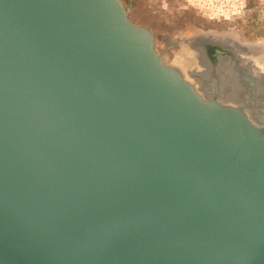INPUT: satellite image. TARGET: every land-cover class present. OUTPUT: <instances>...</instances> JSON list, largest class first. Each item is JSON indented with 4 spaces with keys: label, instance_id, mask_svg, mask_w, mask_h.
Wrapping results in <instances>:
<instances>
[{
    "label": "water",
    "instance_id": "1",
    "mask_svg": "<svg viewBox=\"0 0 264 264\" xmlns=\"http://www.w3.org/2000/svg\"><path fill=\"white\" fill-rule=\"evenodd\" d=\"M130 11L0 0V264H264V77Z\"/></svg>",
    "mask_w": 264,
    "mask_h": 264
},
{
    "label": "rangeland",
    "instance_id": "2",
    "mask_svg": "<svg viewBox=\"0 0 264 264\" xmlns=\"http://www.w3.org/2000/svg\"><path fill=\"white\" fill-rule=\"evenodd\" d=\"M120 1L125 7L134 4L130 20L154 34L156 52L167 65L174 66L178 55L195 50V45H178L181 37L190 39L200 33L264 47V0Z\"/></svg>",
    "mask_w": 264,
    "mask_h": 264
},
{
    "label": "bare ground",
    "instance_id": "3",
    "mask_svg": "<svg viewBox=\"0 0 264 264\" xmlns=\"http://www.w3.org/2000/svg\"><path fill=\"white\" fill-rule=\"evenodd\" d=\"M182 38V37H181ZM189 39V38H188ZM204 40V41H210V42H216L220 43L223 47L233 50L235 53H237V56L239 57L240 61L244 66H246L249 71L252 72H260V77H264V55L256 54V47H251L247 45H241L235 41H232L229 39H224L217 37L214 34L210 33H200L194 36V38H190V43H193L194 45L196 41ZM264 43V42H263ZM193 49V48H192ZM173 65L178 67L184 74L190 73L191 71H197L205 72L206 68L202 64L200 55L194 51L193 53L189 52V55L187 56V53H183L180 56L178 55V58H175V61H173ZM223 83V84H222ZM226 79L224 78V73L221 70V95L226 93L225 88ZM198 84V83H197ZM207 90H209L208 87H206ZM236 88V86L234 87ZM252 116L256 120H263L264 119V106H258V108L254 109V112L252 113Z\"/></svg>",
    "mask_w": 264,
    "mask_h": 264
},
{
    "label": "flooded vegetation",
    "instance_id": "4",
    "mask_svg": "<svg viewBox=\"0 0 264 264\" xmlns=\"http://www.w3.org/2000/svg\"><path fill=\"white\" fill-rule=\"evenodd\" d=\"M129 6H131V9L134 7V4H130L129 3L127 4ZM196 45H202L203 46V50H204V57L207 59V62L210 63V64H215L216 63V59H217V50L216 48H214L212 45L213 44H210L208 42L204 43H195ZM188 45H194V42L193 43H190L188 42Z\"/></svg>",
    "mask_w": 264,
    "mask_h": 264
}]
</instances>
